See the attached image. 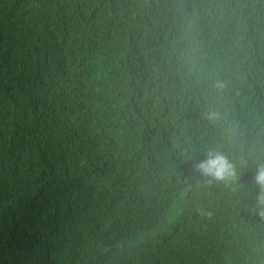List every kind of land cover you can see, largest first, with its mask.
Returning a JSON list of instances; mask_svg holds the SVG:
<instances>
[{
    "label": "trees",
    "instance_id": "1",
    "mask_svg": "<svg viewBox=\"0 0 264 264\" xmlns=\"http://www.w3.org/2000/svg\"><path fill=\"white\" fill-rule=\"evenodd\" d=\"M260 163L264 0H0V264H264Z\"/></svg>",
    "mask_w": 264,
    "mask_h": 264
},
{
    "label": "clouds",
    "instance_id": "2",
    "mask_svg": "<svg viewBox=\"0 0 264 264\" xmlns=\"http://www.w3.org/2000/svg\"><path fill=\"white\" fill-rule=\"evenodd\" d=\"M211 87L217 92H223L227 87V81L217 78L212 81ZM205 116L212 121L223 119V114L218 109L209 110ZM194 167L203 175L225 183L235 180L238 176L236 162L230 160L223 152L212 149H209L205 158L198 160ZM254 181L260 189L256 196V208L259 214L264 216V163L258 164Z\"/></svg>",
    "mask_w": 264,
    "mask_h": 264
}]
</instances>
